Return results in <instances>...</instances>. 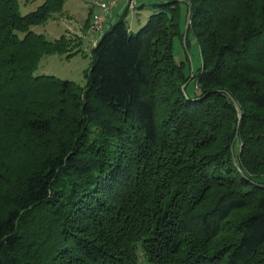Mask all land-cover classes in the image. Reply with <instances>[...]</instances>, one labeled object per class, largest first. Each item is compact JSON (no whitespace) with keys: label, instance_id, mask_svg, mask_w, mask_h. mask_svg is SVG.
Here are the masks:
<instances>
[{"label":"trees","instance_id":"obj_1","mask_svg":"<svg viewBox=\"0 0 264 264\" xmlns=\"http://www.w3.org/2000/svg\"><path fill=\"white\" fill-rule=\"evenodd\" d=\"M65 1L0 0V170L28 158L0 172V264H264V0H158L136 33L126 10L82 92L35 75L68 53L33 31ZM181 5L192 76L173 55Z\"/></svg>","mask_w":264,"mask_h":264},{"label":"rangeland","instance_id":"obj_2","mask_svg":"<svg viewBox=\"0 0 264 264\" xmlns=\"http://www.w3.org/2000/svg\"><path fill=\"white\" fill-rule=\"evenodd\" d=\"M18 1L19 11L22 15H25L36 10L45 0ZM103 2H108V0H66L62 8L54 12L45 23L33 28L34 33L43 35L47 41L57 42L63 39L68 49L67 54H43L35 69V75L53 76L58 80L71 81L78 89L76 92H82L85 89L87 74L91 65V52L100 37L92 28V22L99 12V5ZM135 2L136 5L137 3L143 5L138 8V14H135V12L134 14L131 13L138 10L129 6L128 0H118L116 6L112 9L114 17L115 13H118L116 15L117 19L119 18L118 16L128 10L126 23L133 33H136L144 26L147 18L153 14L150 4L156 3L158 0H135ZM116 18L114 20H117ZM180 27L183 35L186 27V36L185 39L182 37V41L179 38L173 40L174 58L176 62L183 63L185 74L188 76L196 75L200 67L199 50L194 35L191 32L187 33L190 29V21L185 5L180 7ZM193 87L194 81L190 82L189 89L192 90ZM4 161V166H1L0 172H6L8 167L13 168L14 170L12 171H20L26 166L28 158L24 154L11 151L4 156ZM5 186L0 181V190L7 188ZM250 211L251 208H245L234 212L229 222L238 221ZM228 227L229 224L225 226V228ZM220 237L225 238L226 236L220 235ZM138 247L141 248L140 246ZM138 259L140 262L143 261L140 250Z\"/></svg>","mask_w":264,"mask_h":264},{"label":"built area","instance_id":"obj_3","mask_svg":"<svg viewBox=\"0 0 264 264\" xmlns=\"http://www.w3.org/2000/svg\"><path fill=\"white\" fill-rule=\"evenodd\" d=\"M118 0H108L99 5V12L94 17L92 22V28L98 33L99 36L104 32L105 25L108 21L114 18L112 9L116 6ZM129 6L135 9V0H128Z\"/></svg>","mask_w":264,"mask_h":264},{"label":"crops","instance_id":"obj_4","mask_svg":"<svg viewBox=\"0 0 264 264\" xmlns=\"http://www.w3.org/2000/svg\"><path fill=\"white\" fill-rule=\"evenodd\" d=\"M142 4H138L137 3V5H136V7H135V10L137 9L138 10V8L139 7H142L141 6ZM115 10H117V9H115ZM115 12V11H114ZM119 12V11H118ZM134 12H135V14H138L139 13V10L136 12V11H133V12H131V13H133L134 14ZM116 15H118V13H115V17L112 19V20H110V21H108V23L105 25V29H108L112 24H113V22H115L116 20H114L115 18H116ZM119 17V16H118ZM117 19V18H116ZM107 26H108V28H107Z\"/></svg>","mask_w":264,"mask_h":264},{"label":"water","instance_id":"obj_5","mask_svg":"<svg viewBox=\"0 0 264 264\" xmlns=\"http://www.w3.org/2000/svg\"><path fill=\"white\" fill-rule=\"evenodd\" d=\"M185 36H186V27H185V33L183 35V39H185ZM237 111L240 113V110L237 108Z\"/></svg>","mask_w":264,"mask_h":264}]
</instances>
